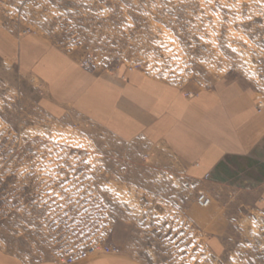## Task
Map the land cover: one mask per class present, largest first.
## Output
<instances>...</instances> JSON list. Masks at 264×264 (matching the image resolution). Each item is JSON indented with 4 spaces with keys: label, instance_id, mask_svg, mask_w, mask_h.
Returning <instances> with one entry per match:
<instances>
[{
    "label": "rangeland",
    "instance_id": "374dc122",
    "mask_svg": "<svg viewBox=\"0 0 264 264\" xmlns=\"http://www.w3.org/2000/svg\"><path fill=\"white\" fill-rule=\"evenodd\" d=\"M87 75L189 99L238 85L261 112L264 0H0V250L23 264H264V147L199 172L86 111L69 80Z\"/></svg>",
    "mask_w": 264,
    "mask_h": 264
},
{
    "label": "crops",
    "instance_id": "0c3cea01",
    "mask_svg": "<svg viewBox=\"0 0 264 264\" xmlns=\"http://www.w3.org/2000/svg\"><path fill=\"white\" fill-rule=\"evenodd\" d=\"M86 77L84 84L75 77L69 80L70 86L84 89L86 111L104 117L119 133L165 141L188 163H197L199 172H214L220 165L231 169L226 157H250L264 147V110L256 111L252 93L241 86L220 85L189 99L180 90L141 76L127 84L109 76ZM256 204L264 214V184ZM0 264L23 263L0 250ZM70 264L140 263L126 255H96Z\"/></svg>",
    "mask_w": 264,
    "mask_h": 264
},
{
    "label": "built area",
    "instance_id": "2783aa9c",
    "mask_svg": "<svg viewBox=\"0 0 264 264\" xmlns=\"http://www.w3.org/2000/svg\"><path fill=\"white\" fill-rule=\"evenodd\" d=\"M256 108H257L258 111H262V110L264 109V101H259V103L256 105ZM197 201H198V203H199L201 206H208V205L211 203L210 198H209L206 194H204V193H202V194H200V195L198 196ZM105 249H106L107 251L115 250V249L110 248V247H106ZM91 250L94 251L95 249L92 248ZM84 253H85V252H84ZM85 254H86V253H85ZM73 259H74V257H73V258H72V257H68V260H70V261H73Z\"/></svg>",
    "mask_w": 264,
    "mask_h": 264
}]
</instances>
